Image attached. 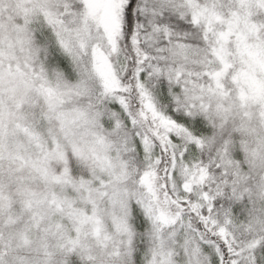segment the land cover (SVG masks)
I'll use <instances>...</instances> for the list:
<instances>
[{
  "label": "snow or ice",
  "instance_id": "obj_1",
  "mask_svg": "<svg viewBox=\"0 0 264 264\" xmlns=\"http://www.w3.org/2000/svg\"><path fill=\"white\" fill-rule=\"evenodd\" d=\"M0 264H264V0H0Z\"/></svg>",
  "mask_w": 264,
  "mask_h": 264
}]
</instances>
